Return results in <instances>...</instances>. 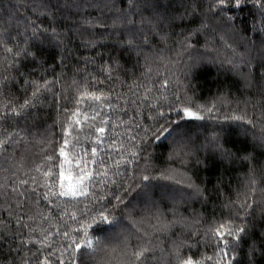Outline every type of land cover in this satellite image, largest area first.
I'll return each mask as SVG.
<instances>
[{"label":"snow or ice","instance_id":"6c2138e0","mask_svg":"<svg viewBox=\"0 0 264 264\" xmlns=\"http://www.w3.org/2000/svg\"><path fill=\"white\" fill-rule=\"evenodd\" d=\"M73 7L96 8L101 15L73 20ZM0 12V249L10 256L5 264H258L264 258V168L258 178L255 157L233 152L226 127L234 124L245 136L258 128L252 138L264 148V0H18L0 5ZM62 21L77 26L65 31ZM70 33L80 37L76 47L87 55L73 50ZM249 33L258 35V45ZM210 36L228 51L223 59ZM237 37L247 41L244 51H238ZM71 58L95 66L99 75L88 72L79 84L73 79L77 87L69 96L63 76ZM205 60L230 66L248 87L261 83L262 101L252 103L251 114L248 102L242 110L221 111L226 97L219 105L193 103L191 78ZM129 75L131 82L123 78ZM52 107L59 138L49 130L34 140L31 122L39 109ZM190 121L201 122L205 133L208 122L217 125L197 151L211 160L243 159L250 167L219 213L214 208L207 219L196 213L187 223L175 214L168 220L159 210L153 181L171 177L155 175L152 157L156 146L167 143L168 159L187 163L185 157L195 156L196 165L207 167L192 148ZM196 180L176 183L202 204L223 192L222 178L212 189ZM160 233L169 237L166 249Z\"/></svg>","mask_w":264,"mask_h":264},{"label":"trees","instance_id":"16d2710c","mask_svg":"<svg viewBox=\"0 0 264 264\" xmlns=\"http://www.w3.org/2000/svg\"><path fill=\"white\" fill-rule=\"evenodd\" d=\"M18 0H0V5H6L11 3L16 5ZM90 2V0H86ZM97 3H102L103 0H95ZM182 11V9H181ZM9 12L16 15L14 8H10ZM31 15V13H28ZM70 14L73 20L77 19L80 15L89 16H100L101 12L96 8H88L87 11L82 9H76L73 7ZM20 18L23 20L24 9L20 10ZM5 14L0 12V24L3 23V18ZM62 23L67 24L68 28L74 29L77 25L73 21H62ZM187 24V22H185ZM84 31L85 36L87 35V30ZM100 31V30H97ZM175 33H179L180 28L177 27ZM73 40V50L77 55H87L88 51L82 47L77 48L76 45L79 44L80 37L78 35L70 33ZM253 39H256L257 45L259 44V37L257 34L249 33ZM210 40H214V43L220 49L219 59H223L228 55V51L223 48L222 43L219 41L218 37H209ZM237 47L238 51H244L243 45L247 43L246 40L237 37ZM159 47H164V45H158ZM201 51H203V37H201V44L199 45ZM170 55L175 56V53H170ZM216 53H210V56H216ZM255 55V52H253ZM126 68H131L132 64L126 63ZM57 72L60 71L59 67L56 69ZM246 73L247 69H242ZM91 72L99 75L98 69L89 64L87 67L84 66L82 60L77 61L75 58H71L66 61V67L64 69L63 81L66 88L67 95L71 96L77 85L72 84V80L75 79L78 84L85 79L86 73ZM139 75V72L136 73ZM124 79L131 82V76L123 77ZM193 80V85L188 95L192 97L194 104H207L210 101H215L219 105L221 103V98L226 97V103L221 111H228L230 109L242 110L245 107V102H248L249 114L252 113L253 109L251 107L252 103H260L262 101V96L260 92L261 83L254 80L253 86L248 87L245 80L235 71L231 70L228 65H221L219 60L215 62H208L205 60L202 62L201 66L196 70L195 75L191 78ZM39 115L31 122L30 126L35 129L34 140L38 141L41 135H47L49 130L54 131L56 137L59 138L60 127L56 123L58 113L55 107L43 108L38 110ZM259 112V109H256ZM62 119V117H60ZM193 125V145L192 148L196 155L204 160L207 167L195 164V156L185 157L187 163H184L179 157H173V159H168V155L171 152V146L167 143L158 145L153 150L152 164L155 167V175L160 176L161 172H168L170 179H157L153 181V193L154 200L159 207V210L165 214L168 220L173 219V214L176 217H184L187 223H192V217L196 213H202L207 219L211 214L213 209L217 210L219 213V205L223 202L225 196H235L236 189L245 180L246 175L249 171V162L243 159H236L234 162L220 161L219 159L211 160L208 158V154L203 150H198L199 146L203 143L204 136L211 134V129L215 125L214 122H208V131L205 133L203 128H199L198 125L201 123L199 121H190ZM49 125L52 128L49 129ZM230 134L228 136L229 147L232 148L233 152L239 157H243L248 154H252L255 157L254 165L257 169V175L259 178L260 169L264 168V148L259 146V140H253L252 132H255L257 137L259 136V129L251 130V132L245 136L241 134V130L236 125H227ZM244 127H247L245 125ZM198 137V138H197ZM34 150L38 151V146L34 145ZM199 176L200 180H206L208 183L206 187L212 189L213 185L216 184L218 178L223 179L222 194L212 193L210 196V202L202 204L201 201L197 199L189 198L187 193L190 189L184 187L183 183H176L178 180H185L187 177H192L196 179ZM200 180H196L200 183ZM199 226V225H198ZM181 226L177 224L173 229L174 232H180ZM161 246L167 248L169 246V237L163 233L158 234ZM135 243V240H133ZM14 255V254H12ZM10 258L9 254L0 249V264H5L6 260ZM258 264H264V258H258Z\"/></svg>","mask_w":264,"mask_h":264}]
</instances>
